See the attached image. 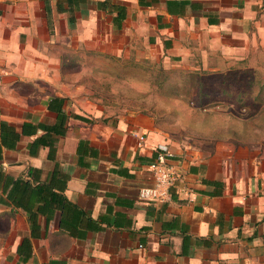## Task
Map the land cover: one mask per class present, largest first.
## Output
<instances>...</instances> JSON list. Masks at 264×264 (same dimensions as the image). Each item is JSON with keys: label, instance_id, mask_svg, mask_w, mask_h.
Masks as SVG:
<instances>
[{"label": "crops", "instance_id": "0c3cea01", "mask_svg": "<svg viewBox=\"0 0 264 264\" xmlns=\"http://www.w3.org/2000/svg\"><path fill=\"white\" fill-rule=\"evenodd\" d=\"M253 51L264 0H0V256L26 238L25 264H264V108L174 139L87 86L111 59L219 71ZM160 143L177 187L143 200Z\"/></svg>", "mask_w": 264, "mask_h": 264}, {"label": "rangeland", "instance_id": "374dc122", "mask_svg": "<svg viewBox=\"0 0 264 264\" xmlns=\"http://www.w3.org/2000/svg\"><path fill=\"white\" fill-rule=\"evenodd\" d=\"M247 58L243 63L226 62L232 67L219 71L186 67L174 59H111V65L101 66L100 77L91 68L87 86L106 110L145 113L167 136L192 141L209 133L198 128L209 126L211 109L224 116L234 110L240 124L254 108H264V52L253 51ZM0 264H14L13 256H0Z\"/></svg>", "mask_w": 264, "mask_h": 264}, {"label": "built area", "instance_id": "2783aa9c", "mask_svg": "<svg viewBox=\"0 0 264 264\" xmlns=\"http://www.w3.org/2000/svg\"><path fill=\"white\" fill-rule=\"evenodd\" d=\"M145 136L137 135V147L144 143ZM153 158L147 164V169L152 178L150 187H142L138 190V197L143 200L169 197V191L176 189L179 179L177 168L171 164L173 157L168 146L164 143L156 144L153 150Z\"/></svg>", "mask_w": 264, "mask_h": 264}, {"label": "trees", "instance_id": "16d2710c", "mask_svg": "<svg viewBox=\"0 0 264 264\" xmlns=\"http://www.w3.org/2000/svg\"><path fill=\"white\" fill-rule=\"evenodd\" d=\"M17 262L16 264H25L30 257L31 247L28 239L23 238L16 247Z\"/></svg>", "mask_w": 264, "mask_h": 264}]
</instances>
